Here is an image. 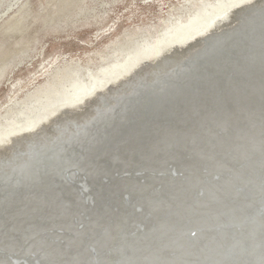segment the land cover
I'll use <instances>...</instances> for the list:
<instances>
[{
    "label": "water",
    "instance_id": "95a60500",
    "mask_svg": "<svg viewBox=\"0 0 264 264\" xmlns=\"http://www.w3.org/2000/svg\"><path fill=\"white\" fill-rule=\"evenodd\" d=\"M216 40L188 78L172 81L170 96L145 95L116 113L118 125L105 126L98 141L60 160L42 157L35 170L50 171L0 203L2 264H264V18ZM154 174L161 183L150 189ZM137 179L146 185L138 188ZM167 205L208 207L218 218L190 237L159 225L157 211ZM26 208L65 217L93 210L81 213L92 222L58 229L61 239L50 229L38 241V228L53 220L36 222ZM133 210L143 221L131 232ZM31 236L46 256L19 251ZM76 238L89 244H63Z\"/></svg>",
    "mask_w": 264,
    "mask_h": 264
},
{
    "label": "bare ground",
    "instance_id": "6f19581e",
    "mask_svg": "<svg viewBox=\"0 0 264 264\" xmlns=\"http://www.w3.org/2000/svg\"><path fill=\"white\" fill-rule=\"evenodd\" d=\"M5 1L6 4L0 13V23L2 22L0 78L5 73L8 57L24 51V47L16 48L12 42L21 38L27 30L28 18L33 11L28 0ZM81 1L83 0H75V4ZM66 2L58 7L62 14L70 6V0ZM39 4L41 9L46 11L50 10L49 6H56L54 0H40ZM180 9L182 14L167 17L161 29L153 36L127 38L123 43L113 44L110 47L106 45L107 51L99 54L100 62L94 68L88 66L92 61L90 58L86 60V65H81L78 59L71 63H61L60 55H57L54 62H48L51 65L50 73L45 75L41 83L34 84L47 71V69L41 71L43 65L40 66L37 76L35 71H28L26 81L18 82V86H23L26 82L31 84V89L22 98L8 99L6 108L1 109L0 105V185L2 187L0 203L13 199L15 186L27 185L45 171H50L47 170V165L46 169L40 172L35 170L37 165L47 160L44 161L42 158L44 155L53 157L54 160L58 156L56 160H60L63 155L74 152L75 148L82 149L98 141L100 135L107 133L105 126L111 128L112 124L118 125L115 122L122 113L119 115L116 113L123 112L128 107L133 108L137 103L134 101L144 100L145 95H150L152 98L163 94L170 96L175 90L172 81L180 76H183V79L188 78L190 76L188 72L194 67V60L207 51L209 44L215 39L219 41L247 27L251 21L264 18V0H197L192 9L186 7ZM96 13L94 12L95 16ZM21 61L18 60L14 67L20 65ZM240 142L243 140L235 141V143ZM194 151L198 155L197 149ZM158 170L162 169L154 168L153 172L156 174ZM163 171H166V168ZM155 174L153 177H158ZM135 181L137 186H140L138 188L146 185V183L140 185L142 182L138 179ZM159 182L160 179L155 178L150 189H155ZM197 185L198 183L195 184ZM179 190L174 193L177 197L181 194ZM209 192L215 200L218 198L215 192L212 190ZM207 208L197 206L192 209H177L169 208L167 205L166 208H162L164 210L157 211L156 218L161 227L168 229L176 226L178 230H186L187 236L192 237L190 232L203 228L207 221L210 227L216 224L218 215L209 217L208 214H213L214 211ZM23 211L27 217L33 214L31 208ZM85 211H72L65 214L66 217L62 212L53 213L50 210L33 214L36 217L33 220L36 222L53 220L52 225L45 223L44 227L38 228L40 231L36 233L38 241H41V238L45 239L44 235L50 229L55 230L50 234L51 237L61 239L57 230L65 229L66 225H71L74 231H80L79 223L92 222L81 214ZM166 211H169L168 214L165 213ZM87 212L91 214L93 210ZM132 213L133 218L129 228L131 232L137 229L138 222L143 221L139 212L133 210ZM190 221L193 224H190ZM187 224L189 225L185 227ZM8 227L12 229L13 226ZM34 240L37 239L31 236L28 241L18 243L21 244L19 251L24 254L42 252L46 256L48 248L38 249L39 244L37 245ZM55 242L49 241L45 244H61ZM63 244H89V242H82L76 238ZM110 244L123 243L119 239ZM2 262H4L3 253L0 254V264Z\"/></svg>",
    "mask_w": 264,
    "mask_h": 264
},
{
    "label": "rangeland",
    "instance_id": "374dc122",
    "mask_svg": "<svg viewBox=\"0 0 264 264\" xmlns=\"http://www.w3.org/2000/svg\"><path fill=\"white\" fill-rule=\"evenodd\" d=\"M28 1L33 8L28 18L29 27L21 38L12 42L16 48L24 47V51L8 57L5 73L0 78L1 109L8 106L6 103L8 99L22 98L31 89V84L26 82L23 86H18V82L26 81L29 70L35 71L37 76L40 66H44L41 68L42 72L47 69L44 75L35 81L34 84L37 85L50 73L51 65L48 62H54L57 55H60L61 63H71L78 59L81 65H86V60L90 58L92 61L88 66L94 68L100 62L99 54L105 53L106 45L110 47L123 43L127 38L153 36L161 29L167 17H176L182 14L180 8L192 9L197 2V0H94L95 2L91 0V3L90 0H83L75 4V0H70L68 10H64L62 14L58 7L66 0H54L56 6H49V11L41 9L40 0ZM5 4V0L0 1V13ZM94 12H97L96 16ZM18 60H22L21 64L14 67Z\"/></svg>",
    "mask_w": 264,
    "mask_h": 264
}]
</instances>
